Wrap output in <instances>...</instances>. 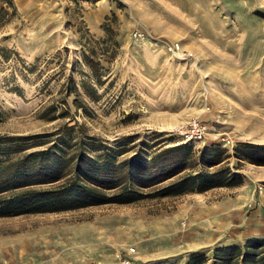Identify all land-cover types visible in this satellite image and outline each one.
<instances>
[{"label": "rangeland", "instance_id": "rangeland-1", "mask_svg": "<svg viewBox=\"0 0 264 264\" xmlns=\"http://www.w3.org/2000/svg\"><path fill=\"white\" fill-rule=\"evenodd\" d=\"M11 1L0 0V142L65 124L73 139L119 149L153 132L146 151L264 144V0ZM67 74L75 90L63 105ZM51 102L67 113L46 121L38 112ZM189 118L204 125L193 141L179 132ZM237 172L239 183L202 192L2 216L0 264H184L264 239V164L239 161Z\"/></svg>", "mask_w": 264, "mask_h": 264}, {"label": "trees", "instance_id": "trees-1", "mask_svg": "<svg viewBox=\"0 0 264 264\" xmlns=\"http://www.w3.org/2000/svg\"><path fill=\"white\" fill-rule=\"evenodd\" d=\"M63 90L60 100L64 105V97L75 90L70 74L65 76ZM38 113L52 121L67 111L51 102ZM63 126L64 133L57 127L4 136L0 142V217L126 204L232 186L241 181L239 161L264 164L263 143L237 142L230 152L216 143L195 150L188 143H177L146 151L161 136L153 132L150 144L140 138L127 149H119L93 140L73 139V126ZM29 139L32 141L25 142ZM128 148L129 155L117 157ZM230 157L235 159L234 166L228 164ZM184 264H264V239L246 238L239 244L217 245L208 257L193 253Z\"/></svg>", "mask_w": 264, "mask_h": 264}, {"label": "built area", "instance_id": "built-area-1", "mask_svg": "<svg viewBox=\"0 0 264 264\" xmlns=\"http://www.w3.org/2000/svg\"><path fill=\"white\" fill-rule=\"evenodd\" d=\"M132 38L136 40L144 39V34L139 30H133L131 32ZM164 48L167 52L172 54L176 58L186 59L189 58L191 53L184 48H182L177 42H170L164 45ZM180 134L183 136L186 141H193L199 139L204 133V125L195 118H189L179 130ZM134 251L133 246L127 247V253L131 254ZM124 262L127 263L128 259H124Z\"/></svg>", "mask_w": 264, "mask_h": 264}, {"label": "crops", "instance_id": "crops-1", "mask_svg": "<svg viewBox=\"0 0 264 264\" xmlns=\"http://www.w3.org/2000/svg\"><path fill=\"white\" fill-rule=\"evenodd\" d=\"M104 16V11H102V13H101V17H103ZM97 32H100V31H97ZM100 34V33H99ZM211 238V237H210ZM212 239H214V238H211V240Z\"/></svg>", "mask_w": 264, "mask_h": 264}, {"label": "bare ground", "instance_id": "bare-ground-1", "mask_svg": "<svg viewBox=\"0 0 264 264\" xmlns=\"http://www.w3.org/2000/svg\"><path fill=\"white\" fill-rule=\"evenodd\" d=\"M248 227V226H247Z\"/></svg>", "mask_w": 264, "mask_h": 264}]
</instances>
